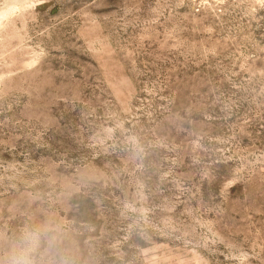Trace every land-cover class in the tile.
Wrapping results in <instances>:
<instances>
[{
    "label": "rangeland",
    "instance_id": "374dc122",
    "mask_svg": "<svg viewBox=\"0 0 264 264\" xmlns=\"http://www.w3.org/2000/svg\"><path fill=\"white\" fill-rule=\"evenodd\" d=\"M0 260L264 264V0H0Z\"/></svg>",
    "mask_w": 264,
    "mask_h": 264
},
{
    "label": "clouds",
    "instance_id": "9594fccd",
    "mask_svg": "<svg viewBox=\"0 0 264 264\" xmlns=\"http://www.w3.org/2000/svg\"><path fill=\"white\" fill-rule=\"evenodd\" d=\"M45 243L50 247L55 243L46 226L28 228L21 233L16 245L5 259L0 260V264H37V254Z\"/></svg>",
    "mask_w": 264,
    "mask_h": 264
},
{
    "label": "bare ground",
    "instance_id": "6f19581e",
    "mask_svg": "<svg viewBox=\"0 0 264 264\" xmlns=\"http://www.w3.org/2000/svg\"><path fill=\"white\" fill-rule=\"evenodd\" d=\"M15 1V0H14ZM17 1V0H16ZM6 4H7V1H3V2H1L0 3V8H5L4 6H6Z\"/></svg>",
    "mask_w": 264,
    "mask_h": 264
}]
</instances>
